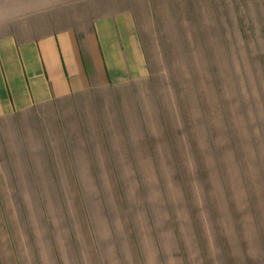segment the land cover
Segmentation results:
<instances>
[{
	"label": "rangeland",
	"instance_id": "rangeland-1",
	"mask_svg": "<svg viewBox=\"0 0 264 264\" xmlns=\"http://www.w3.org/2000/svg\"><path fill=\"white\" fill-rule=\"evenodd\" d=\"M122 10L146 80L0 118V264H264V0H0V37Z\"/></svg>",
	"mask_w": 264,
	"mask_h": 264
},
{
	"label": "crops",
	"instance_id": "crops-1",
	"mask_svg": "<svg viewBox=\"0 0 264 264\" xmlns=\"http://www.w3.org/2000/svg\"><path fill=\"white\" fill-rule=\"evenodd\" d=\"M148 77L131 10L96 18L84 34L68 27L28 41L1 36L0 118L53 112L76 96Z\"/></svg>",
	"mask_w": 264,
	"mask_h": 264
}]
</instances>
